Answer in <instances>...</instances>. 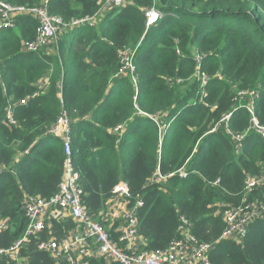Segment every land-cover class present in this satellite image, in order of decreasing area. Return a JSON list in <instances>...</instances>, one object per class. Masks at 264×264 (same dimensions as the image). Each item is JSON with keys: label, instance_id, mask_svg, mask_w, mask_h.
<instances>
[{"label": "trees", "instance_id": "obj_1", "mask_svg": "<svg viewBox=\"0 0 264 264\" xmlns=\"http://www.w3.org/2000/svg\"><path fill=\"white\" fill-rule=\"evenodd\" d=\"M100 8L101 0H48L50 15L69 28L45 53L24 50L38 26L30 17L0 30V220L9 221L0 250L22 235L25 200L49 199L63 180L64 144L48 131L65 115L81 203L90 213L124 181L130 205L141 203L143 250H165L184 218L199 242L212 245L211 264H264V220L250 223L240 243L220 240L227 206L264 204V184L244 195L246 178L264 165V138L250 131L252 118L264 127V0H130L86 23ZM150 11L159 17L148 26ZM125 49L135 51V84L119 75ZM196 56L208 79L202 100ZM256 91L250 114L238 94ZM9 108L15 126L6 122ZM227 130L243 135L241 144ZM157 169L164 176L184 169L186 176L151 184ZM73 228L70 219L48 218L21 250L25 264H54L38 246ZM109 233L117 240L114 229Z\"/></svg>", "mask_w": 264, "mask_h": 264}, {"label": "built area", "instance_id": "obj_2", "mask_svg": "<svg viewBox=\"0 0 264 264\" xmlns=\"http://www.w3.org/2000/svg\"><path fill=\"white\" fill-rule=\"evenodd\" d=\"M111 8H120L128 3V0H108ZM48 0H40L35 7L13 6L0 0V30H12L17 18L30 17L37 23L35 38L25 42L23 47L28 53H45L56 45L59 34L66 30L60 18L50 15ZM147 25L156 22L159 15L150 11L146 15ZM134 50L125 49L118 53L119 75L133 77L136 83L135 69L132 64ZM178 53V52H177ZM197 69L194 77L198 81L201 100L204 98V88L208 82L207 77L200 72V58L196 56ZM180 81L176 80L175 84ZM247 96L249 101L245 105L247 112L252 114L255 100L259 97L258 91L238 94ZM36 96V94L34 95ZM23 101L21 104H24ZM228 119L226 116L222 122ZM6 122L9 126H15L12 111L6 112ZM70 121L65 115H61L49 129L48 134L64 144L65 160L63 180L52 197L47 200L38 197H28L22 210L25 217V227L22 235L14 241L6 250H0V259L5 264H25L21 257V250L25 249L31 238L36 237L45 229L48 218L57 221L72 220L74 228L62 239H50L41 243L38 250L46 252L54 261V264H87L89 259L102 261L103 264H211L208 253L212 247L210 244L199 242L192 234V224L180 218L178 238H174L163 251L143 250L144 241L138 232L137 211L141 203L130 205L129 189L124 181H119L112 189L111 198L99 212L92 214L82 205V191L77 185L78 173L74 170L70 157ZM227 129V128H226ZM121 130V128L115 131ZM250 131L264 138V127L258 126L252 118ZM236 144H241L244 136L233 135L228 132ZM177 174L186 176L184 169L177 173L164 176L157 169L150 179L151 184L162 185L168 177ZM214 184H217L215 182ZM264 184V165L257 177H247L245 181L244 195L247 197L254 189ZM225 224L224 232L220 240H228L240 243L247 234L250 223L256 220H264V204L247 203L238 207L227 206L222 214ZM9 225L8 220H0V233ZM114 229L118 234L115 240L109 233Z\"/></svg>", "mask_w": 264, "mask_h": 264}, {"label": "rangeland", "instance_id": "obj_3", "mask_svg": "<svg viewBox=\"0 0 264 264\" xmlns=\"http://www.w3.org/2000/svg\"><path fill=\"white\" fill-rule=\"evenodd\" d=\"M130 2V0H128V3ZM110 3L108 2V0H101V8L99 10V12L97 13V15L91 19V20H88L86 23H90V24H95V23H98L101 18L104 16V14L108 11V7H109ZM61 36V33L59 34L58 38ZM127 78L133 83V77L128 75ZM46 84H47V79L44 78L42 79L38 86L40 88H45L46 87ZM238 103H242L243 105H246V100L248 101V97L247 96H239L238 95Z\"/></svg>", "mask_w": 264, "mask_h": 264}, {"label": "crops", "instance_id": "obj_4", "mask_svg": "<svg viewBox=\"0 0 264 264\" xmlns=\"http://www.w3.org/2000/svg\"><path fill=\"white\" fill-rule=\"evenodd\" d=\"M112 9L110 6L108 7V10Z\"/></svg>", "mask_w": 264, "mask_h": 264}]
</instances>
